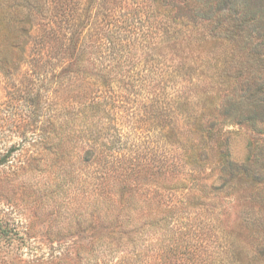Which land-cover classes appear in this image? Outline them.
I'll list each match as a JSON object with an SVG mask.
<instances>
[{"label": "trees", "instance_id": "1", "mask_svg": "<svg viewBox=\"0 0 264 264\" xmlns=\"http://www.w3.org/2000/svg\"><path fill=\"white\" fill-rule=\"evenodd\" d=\"M21 68L39 112L0 165L27 149L87 195L44 260L264 264V0H0ZM231 126L258 136L242 161Z\"/></svg>", "mask_w": 264, "mask_h": 264}, {"label": "rangeland", "instance_id": "2", "mask_svg": "<svg viewBox=\"0 0 264 264\" xmlns=\"http://www.w3.org/2000/svg\"><path fill=\"white\" fill-rule=\"evenodd\" d=\"M4 71L0 70V152L21 139L17 124L37 118L40 92L39 81L26 68ZM229 129L237 131L231 135L232 156L242 161L249 153V140L258 136L238 126ZM29 156L27 149L16 150L15 163L0 165V264H56L57 260L44 258L59 246L57 238L50 240L43 233L55 228L61 216L68 221L87 200L83 191L84 196L75 195V184L67 189V181L56 178L55 167L29 165ZM59 186L66 187V192H58Z\"/></svg>", "mask_w": 264, "mask_h": 264}]
</instances>
